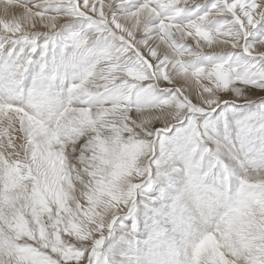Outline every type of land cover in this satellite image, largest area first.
Listing matches in <instances>:
<instances>
[{
  "label": "snow or ice",
  "instance_id": "1",
  "mask_svg": "<svg viewBox=\"0 0 264 264\" xmlns=\"http://www.w3.org/2000/svg\"><path fill=\"white\" fill-rule=\"evenodd\" d=\"M0 264H264V0H0Z\"/></svg>",
  "mask_w": 264,
  "mask_h": 264
}]
</instances>
